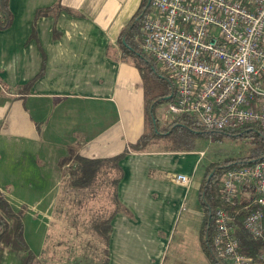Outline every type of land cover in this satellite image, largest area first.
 Returning a JSON list of instances; mask_svg holds the SVG:
<instances>
[{"label": "crops", "instance_id": "crops-1", "mask_svg": "<svg viewBox=\"0 0 264 264\" xmlns=\"http://www.w3.org/2000/svg\"><path fill=\"white\" fill-rule=\"evenodd\" d=\"M141 0H8L0 28V193L6 216L0 264H25L15 238L46 248L64 169L73 154L123 153L111 220L108 264H159L175 218L201 213L196 152L130 149L146 128L139 70L124 63L117 39ZM177 173L189 183L174 181ZM113 208V207H112ZM199 240V236H198ZM203 253V262H209Z\"/></svg>", "mask_w": 264, "mask_h": 264}, {"label": "built area", "instance_id": "built-area-1", "mask_svg": "<svg viewBox=\"0 0 264 264\" xmlns=\"http://www.w3.org/2000/svg\"><path fill=\"white\" fill-rule=\"evenodd\" d=\"M149 5L140 42L174 83L166 113L195 114L210 130L256 124L264 133V0H149ZM172 179L190 181L183 173ZM220 192L231 206L242 200L245 207L264 206V160L230 167ZM230 220L225 209L215 210L211 244L217 259L264 264V251L256 256L239 251ZM243 226L252 237H263L260 207L244 217Z\"/></svg>", "mask_w": 264, "mask_h": 264}, {"label": "trees", "instance_id": "trees-1", "mask_svg": "<svg viewBox=\"0 0 264 264\" xmlns=\"http://www.w3.org/2000/svg\"><path fill=\"white\" fill-rule=\"evenodd\" d=\"M2 18L0 19V28H5L10 23V13L8 10V0H0ZM149 6V0H141V3L130 19L129 23L123 28L118 39L117 44L121 51V57L123 58L125 53L129 52L134 57H138L139 61L137 67L139 68L140 75L143 82L144 89V100H145V111L160 101L170 102L175 95V86L172 80L166 75V73L156 64L154 59L148 54L139 50V44L136 37L139 34L142 19L147 12ZM142 62V63H141ZM140 65V67H139ZM154 124L156 122L155 116H153ZM197 118H191L189 114H182L173 116L169 122V126L163 130H153V134L165 135L171 133L178 127L189 126L192 130L197 129ZM207 129L205 126H203ZM210 130V129H208ZM146 131V128H145ZM215 132H223L234 136H246L253 137L259 149L257 152L252 153L247 158L239 159L238 161L228 162L220 167L205 170L203 177L200 181L198 199L202 208V218L199 228V241L201 248L209 260L210 264H224L217 259L214 248L211 244V236L214 232V212L218 208H223L227 211L228 215L231 216L229 224L234 230V233L238 240L239 251L251 256H256L258 253L264 251V206H258L251 204L245 207L246 201H240L235 206L226 204L223 200L220 192L221 179L223 174L232 166L242 164L246 162H253L257 160H264V133L256 124H246L237 128L223 129V130H210ZM145 132L139 138L135 144H131L130 149L141 150L142 143L146 139ZM126 150L114 157L109 158H87L82 157L79 154H73L68 158H65L61 165L69 164L70 161L73 163L66 167L63 172V178L61 180L60 192L57 198L55 207V215L51 220L49 234L47 236V242L50 239V231L54 229L57 215L61 211V208L65 202L78 204L79 207L85 208V211L92 218L88 221L89 224L85 228L77 226L74 229V223L76 218L72 219V237L78 238L83 237L87 239L88 234H92L96 238V246L93 249L94 258L96 264H108V239L111 231V220L113 216L121 209L116 196V187L119 179L122 176V169L119 165L120 159L126 154ZM101 176L103 178H101ZM104 186L108 188V195L111 197V204L113 208L107 213H93L94 211L91 206L88 208V201L94 199L98 188ZM110 187L111 190L109 189ZM72 197V198H71ZM80 204H82L80 206ZM65 206V205H64ZM256 207H260L263 213V237L254 238L244 228L243 219L244 217ZM91 209V211H89ZM14 213L4 200L0 193V223L2 231L0 238L6 230V216H11ZM82 214V213H80ZM83 215V214H82ZM83 218L85 216L83 215ZM67 227V226H66ZM15 238L18 243L21 244L27 250V258L25 264H37L40 262L39 258L35 256L26 246L22 236V225L19 221L15 231ZM89 239V238H88ZM87 239V240H88ZM88 243V242H87ZM80 244V243H79ZM48 244L46 243V246ZM82 245V243L80 244ZM84 246V245H83ZM98 249V250H97ZM46 250V249H45ZM75 256V254H74ZM69 256L68 258L74 257ZM65 264H79L84 262L81 259L74 262H70L68 259L65 260Z\"/></svg>", "mask_w": 264, "mask_h": 264}, {"label": "rangeland", "instance_id": "rangeland-1", "mask_svg": "<svg viewBox=\"0 0 264 264\" xmlns=\"http://www.w3.org/2000/svg\"><path fill=\"white\" fill-rule=\"evenodd\" d=\"M152 6L147 7L151 11ZM136 40L141 48L140 31ZM150 56V55H149ZM122 61L134 65L138 70L137 63L140 62L138 57L131 53H125ZM142 63V62H141ZM159 67L160 65L156 63ZM140 67V65H139ZM140 73V71H139ZM167 101L157 102L153 108L149 107L145 111L146 118V139L142 143L143 149H173L182 151L196 152L197 161L194 163V173L199 177L205 170L220 167L228 162L238 161L242 158L249 157L252 153L257 152L259 145L253 137L234 136L223 132H215L205 129L199 121L197 129L191 127H178L171 133L156 135L153 134L152 128L163 130L169 126L171 115L166 113ZM191 118H197L195 114H189ZM153 116L156 118L154 124ZM203 152L201 155L200 153ZM101 178H103L101 176ZM112 187L109 189L111 190ZM72 198V197H71ZM88 208L91 206L93 213L107 214L113 207L111 197L108 195V188L104 186L98 188L94 199L88 201ZM65 205V206H64ZM61 208V211L55 219L54 229L50 231V239L47 242L46 250L37 264H65V260L76 263V260L83 259L79 264H96L94 261L93 249L96 246V238L88 234L87 239L83 237H72V219L76 218L74 229L77 226L85 228L92 218L83 211L85 208L79 207L78 204L67 201ZM82 204H80L81 206ZM91 211V209L89 210ZM85 218H83V215ZM201 213H193L184 208L175 218L170 234L165 238L168 239L167 246L162 254L159 264H209L203 262V253L199 246V228L201 224ZM67 226V227H66ZM88 242V243H87ZM82 243V245L80 244ZM84 245V246H83ZM98 250V249H97ZM75 254V256H74ZM74 256L68 258L69 256Z\"/></svg>", "mask_w": 264, "mask_h": 264}]
</instances>
